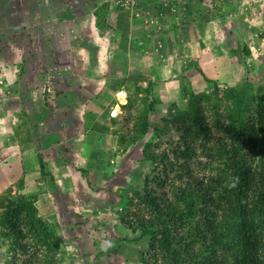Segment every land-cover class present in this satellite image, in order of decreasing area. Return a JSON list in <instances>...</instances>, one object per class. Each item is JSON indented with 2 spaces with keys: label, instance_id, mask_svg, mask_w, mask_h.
<instances>
[{
  "label": "rangeland",
  "instance_id": "1",
  "mask_svg": "<svg viewBox=\"0 0 264 264\" xmlns=\"http://www.w3.org/2000/svg\"><path fill=\"white\" fill-rule=\"evenodd\" d=\"M136 12L119 0H0V198L37 196L61 264L148 260L149 239L125 241L138 235L121 217L147 177L161 193L159 179L176 175L146 156L176 162L183 84L213 96L216 82L219 105L240 85L254 107L264 97V0H144ZM213 104L201 106L216 132ZM201 160L192 171L205 179Z\"/></svg>",
  "mask_w": 264,
  "mask_h": 264
},
{
  "label": "trees",
  "instance_id": "2",
  "mask_svg": "<svg viewBox=\"0 0 264 264\" xmlns=\"http://www.w3.org/2000/svg\"><path fill=\"white\" fill-rule=\"evenodd\" d=\"M244 86L225 91L219 105L213 104L216 82L213 96L182 85L189 100L187 109L177 110L186 128L173 151L176 162H170L166 153L146 156L165 165L164 173L169 166L176 175L170 183L167 175L159 181L154 178L161 193L152 191L147 177L121 217L138 235L125 241L149 239V258L142 257V264H264V97L254 107ZM202 102L223 107L216 132L206 125ZM157 104L154 100L148 105L140 120L150 116ZM252 150L263 155L259 166ZM38 157L43 172V157ZM198 159L206 160L198 166L209 168L205 179L192 171ZM36 199L12 194L0 198L5 264H61V242L55 227L40 214Z\"/></svg>",
  "mask_w": 264,
  "mask_h": 264
},
{
  "label": "built area",
  "instance_id": "3",
  "mask_svg": "<svg viewBox=\"0 0 264 264\" xmlns=\"http://www.w3.org/2000/svg\"><path fill=\"white\" fill-rule=\"evenodd\" d=\"M121 2V6H129L132 8L136 7L137 12L135 13V17L139 18L141 16V4L144 2V0H119V3ZM164 5V4H161ZM161 13L163 12L162 10L160 11ZM159 34V32H156ZM158 51V50H157Z\"/></svg>",
  "mask_w": 264,
  "mask_h": 264
},
{
  "label": "bare ground",
  "instance_id": "4",
  "mask_svg": "<svg viewBox=\"0 0 264 264\" xmlns=\"http://www.w3.org/2000/svg\"><path fill=\"white\" fill-rule=\"evenodd\" d=\"M120 98L122 99V100H124L125 99V95L122 93V94H120Z\"/></svg>",
  "mask_w": 264,
  "mask_h": 264
},
{
  "label": "crops",
  "instance_id": "5",
  "mask_svg": "<svg viewBox=\"0 0 264 264\" xmlns=\"http://www.w3.org/2000/svg\"><path fill=\"white\" fill-rule=\"evenodd\" d=\"M58 212V211H57Z\"/></svg>",
  "mask_w": 264,
  "mask_h": 264
}]
</instances>
